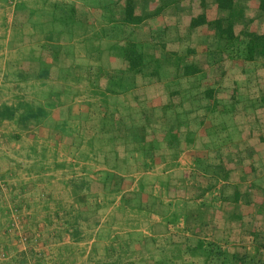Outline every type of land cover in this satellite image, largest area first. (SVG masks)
Returning <instances> with one entry per match:
<instances>
[{
  "label": "trees",
  "instance_id": "16d2710c",
  "mask_svg": "<svg viewBox=\"0 0 264 264\" xmlns=\"http://www.w3.org/2000/svg\"><path fill=\"white\" fill-rule=\"evenodd\" d=\"M77 1L83 9L57 0L2 1L13 8L12 32L23 42L27 31L35 46L5 75L16 92L13 102L0 103V126L45 130L74 160L101 157L109 171L71 179L74 201L88 209L97 192L156 213L150 196L142 203L141 182L129 191L132 179L119 174L129 175L130 166L147 172L190 149L191 175L208 182L192 186L195 206L183 215L189 236H177L178 245L165 239L173 246L149 263L264 264V0ZM7 48L14 49V39ZM32 80L47 88L44 104L26 99ZM143 82L160 92L152 106ZM83 144L87 157L78 153ZM233 174L236 183L222 186L231 197L222 194L216 212L209 191ZM169 189L161 184L159 195L170 196ZM214 229L225 245L239 248L206 241ZM140 238L144 246L153 243Z\"/></svg>",
  "mask_w": 264,
  "mask_h": 264
},
{
  "label": "rangeland",
  "instance_id": "374dc122",
  "mask_svg": "<svg viewBox=\"0 0 264 264\" xmlns=\"http://www.w3.org/2000/svg\"><path fill=\"white\" fill-rule=\"evenodd\" d=\"M85 12L90 13V11L86 10L83 13ZM4 15L8 16L7 9L0 8V48L4 46L6 41V37H2V17ZM23 32L28 33L27 31ZM21 37L22 36L20 35L17 37V39L20 40ZM23 41L25 44H27V42L28 45L30 44V38H28V36L24 35ZM30 47V45L27 47L22 46L17 56L13 55L11 57V59L14 60L13 63L19 62L21 53L26 52ZM6 59V55L4 57V55L0 54V80L1 71L3 70L2 68ZM4 69L6 70V68ZM9 83L10 82H5L4 79L0 81V103H11L14 101L13 97L16 91L14 86ZM25 86L26 89L24 95L27 100L34 101L35 103L39 104H44V102L46 101L45 96L47 88H42L39 84H34L32 82L27 83V85ZM140 88L142 89V91H145V97L147 98L146 103H148L149 105L152 106L157 103V100H160V92L156 90V85L154 83L149 84L143 82ZM164 99L165 97L162 99V101ZM58 109L60 108H55L53 110V113L56 114L55 116L57 118L58 114L56 110ZM15 134L20 137L18 140L12 138ZM57 144L58 146L55 145L53 136H51L45 130H38L37 128L30 133H25L24 131H17L14 126L8 123H3L0 126V186L2 187L0 188V205L4 206L3 215L6 216H2L0 213V221H2L3 224L0 228V264H50L51 260L47 259L48 254L45 252L46 246H49V244H44L45 242L43 234L42 232H39L41 222H37L35 224H38V227L35 226V231L31 230L32 224H30L29 221H32V215L26 209L27 202L30 201L31 197L39 199L41 201V199L47 197L48 194H46V192L48 190L54 191L55 196L58 198L62 197L64 199H67L68 197L65 193V187L67 185L62 183V179L64 180L65 178H68V188L71 189L72 183L69 179H78L81 176H84L80 175V173L82 174L81 169L83 165L88 163L86 164L88 168L84 169V171H87L88 173H92L91 168L104 167L101 164V157H98L95 164H92L91 159H79L76 160V162L78 161L77 163L75 162V160L72 162L71 160H73V158L71 156H64L67 153L68 146H66L64 142ZM89 151L90 150L86 146V144H83L78 153L79 155L82 154L86 155L87 157L89 155ZM187 151L182 152L178 156V162H176V160L172 162L168 160L167 162L161 163L165 164L164 166H166L167 169L174 171L171 178H163L161 176L163 173V168L159 167L155 169L154 166V170H150L149 172L151 173L146 174L143 181V183L145 184L143 185L145 190L142 193V196L144 198L151 190V186L157 183L156 181L163 182L166 179L165 184L170 183V196L165 197L167 199H170V201L175 199V208H169V206L167 205L163 206L158 203L156 204V210L157 212H165L163 214V221L165 222V224L171 225L170 229L172 230L166 234H168V237H175V241H178L179 239L177 238V236H189V232L185 231L186 225L183 215L186 214L188 216L189 213L194 209L195 199L191 197L193 196L194 188L199 187L201 189H204L208 182V180H206V178L204 177L191 175L193 169L188 164L187 156L189 155L191 150L189 149ZM63 159H66V161H64ZM161 164H158L157 166ZM34 165H36V167ZM65 165L67 167H65ZM128 170H130L128 176L133 175L132 180L134 176H140L142 173H144L133 172V170H135V167L131 166ZM46 174L50 175L47 176ZM235 175L233 174L227 183L218 181L209 191V195L211 197L210 200H207V202L210 203L211 207L214 208L216 212L219 210L218 205L222 200V194L230 198L232 193V189L230 187L222 188V186L225 184L231 186L230 184L236 183ZM71 176L72 178H69ZM29 177L31 178L28 180L27 178ZM180 183H183V185L185 184V187L181 190L179 189V187L174 190V187H176V185ZM13 191H15V195L18 194L19 196L17 202H14V199L11 196V193ZM40 192L42 193V197H40L41 199L39 198V196H37V194L39 195ZM209 195L207 197H209ZM103 197L104 200H102L101 205L98 209L92 205L95 210H98L96 216L100 220L104 221L103 232H107V229H109L111 233L118 232L117 235L126 236L127 233L122 232H124V230L127 231V229H131L133 231L137 229L139 230L141 235H156L157 233L162 231V229L157 224H155V219L152 216L153 213H145L144 210L140 211L132 206H129V209H127L126 211L125 209L116 210L113 212L112 216L105 217V214L108 211L109 201L112 196L108 195L106 197ZM91 199L92 194L89 200L91 201ZM18 203L21 204V207H19ZM182 205H186L185 207H188L185 208L184 212L180 209ZM93 212L95 211H92L91 209L90 211H88V215L86 216L90 217V214H92ZM219 215V213H216L215 216V219L218 220V223H216L217 225L221 224ZM25 218H27L26 220H28V227H25L24 225L25 222H23V220ZM39 220L42 221L41 218ZM173 230L176 231L174 232ZM205 235L206 236L204 238L206 241L213 242L222 248H226L227 246L233 248L238 247V244L234 242H232L231 245H225V242L220 241L219 239L225 240V235H222L218 229L207 232ZM104 241H101V243H104ZM149 262L143 261L142 263L139 262L137 264H150ZM196 264H199V262H197Z\"/></svg>",
  "mask_w": 264,
  "mask_h": 264
},
{
  "label": "crops",
  "instance_id": "0c3cea01",
  "mask_svg": "<svg viewBox=\"0 0 264 264\" xmlns=\"http://www.w3.org/2000/svg\"><path fill=\"white\" fill-rule=\"evenodd\" d=\"M3 0H0V8L7 9L8 11V16L4 15L2 17V24H3V33L2 37H6V41L3 47L0 48L1 50V55L7 56V59L4 61L3 65V70L1 71V80H5V82H10L9 84H13L10 79H6L5 75L9 74V71H12V68L16 66L17 68L21 66V62H15L13 63V59L11 57L13 55L17 56L18 52L21 50V47H27V46H35V43H30L28 45L20 40L17 39L18 36L21 35V33H15L12 32L11 28V22L13 18V8L11 4H8L7 2H2ZM21 1V0H17ZM25 2H29L30 0H23ZM49 1H54V0H49ZM57 1H63V0H57ZM68 3H72L76 6V8L79 6L81 7V2L77 0H70L66 1ZM81 9H83L81 7ZM23 15L26 12H22ZM7 16V17H6ZM24 17V16H22ZM19 30V29H18ZM23 35L28 36V34L22 32ZM9 36V38H8ZM11 37V38H10ZM14 39V49L9 50L7 48V43L9 40ZM18 48V49H17ZM12 63L11 65L8 66V64ZM14 64V66H13ZM6 68V70L4 69ZM32 82L34 84H40L41 81H28L27 83ZM53 83L54 82H49ZM56 85V82H55ZM68 159V158H66ZM66 159H63L66 161ZM92 164H95L97 162L96 158L91 159ZM72 162L74 161L71 160ZM179 159L176 160L178 162ZM76 162V160H75ZM78 162V161H77ZM76 162V163H77ZM88 164V163H86ZM82 166V174L80 175H86L89 174L87 171L83 172L84 169L88 168L87 165ZM165 164H161L159 166H155V169L162 167L163 168V173L162 177L163 178H171L172 173L174 172L173 170L167 169ZM63 167V166H62ZM65 167H67L65 165ZM52 168V167H51ZM154 168V167H153ZM150 169L153 171L154 169ZM92 174H98L102 171H109V169L105 167H95L91 168ZM142 173L140 176H134L132 183L130 186L127 188L129 191H138V183L141 182L142 185H145L143 183L144 181V176L146 174H150L151 172ZM65 171V169H64ZM47 176L50 174H46ZM121 177L125 179H132V176H126V175H121ZM31 177L27 178L28 180ZM50 178V177H48ZM69 178H72L69 177ZM68 178H65L64 180L62 179V183L66 184L67 186L65 187V193L66 196L68 197L67 199H64L62 197H56L54 191L48 190L46 192L47 197L44 199H41L42 193L40 192L39 199L32 198L30 199L29 202L26 204V209L31 213L32 215V221H29L30 224H32V231H35V226L38 227V224L35 225L37 222H41V227L39 232H42L43 237H44V244L49 246H46L45 252L48 254L49 260H51L50 264H115L116 260H121L124 261L123 263L126 264L127 262H134V264H137L139 262L143 261H148L151 258L157 259V257L160 255L158 251L160 249H168L173 243L171 242L170 244H167L166 240H169L170 237H168L166 233H169L172 231L170 229L169 224H165L163 221L164 216H162L159 212L153 213L152 216L155 219V224H157L162 231L157 233L156 235H141L139 230L135 229L134 231L131 229L124 230L122 233H127L126 236H119L117 235L118 232L111 233L109 229H107V232H103V224L104 221L100 220L96 214L98 213V208L101 205L102 200H104L103 196L104 194L97 193V192H92V199L91 201L89 200L88 202H92L93 206H97V211L95 210L94 207H92V214H90V217H88V220H84V214L86 211H90L91 209L86 208L84 205H79L75 203L73 196L71 194V189L68 188V183L67 181ZM165 179V180H166ZM71 180V179H69ZM165 180L163 182L156 181L157 183L153 184L151 186V190L149 193L146 195V197L142 198V203L146 205L147 201L146 198L147 196H150L152 198V201H155L156 204L160 205H167L169 208H175V199L170 201V199H167L165 195H159V191L161 190V184H165ZM72 188V187H71ZM145 188L143 187V192ZM142 192V193H143ZM30 193V192H29ZM17 194V193H16ZM11 196L14 199V202H17L19 196L18 194L15 195V191L11 193ZM108 196V195H107ZM112 196V195H111ZM106 197V196H105ZM17 204V203H15ZM19 207H21L20 203ZM157 208V207H156ZM155 208V210H156ZM129 209V206H122L120 204L119 197L117 196H112V198L109 201V206H108V211L105 214V217H110L112 216L113 212L116 210H124ZM141 211V210H140ZM157 211V210H156ZM145 213H150L144 210ZM0 213L2 216L4 214V206L0 205ZM151 215V214H149ZM6 217V216H5ZM87 217V216H86ZM8 218V217H7ZM42 219L40 221L39 219ZM1 219V216H0ZM25 218L23 220L25 227L29 226L28 225V220ZM96 219V220H94ZM8 220V219H7ZM108 220V219H107ZM27 221V222H26ZM2 221H0V228L2 227ZM31 228V227H30ZM113 228V227H111ZM168 230V232H167ZM174 231V230H173ZM176 231V230H175ZM174 231V232H175ZM119 237L116 239V237ZM147 240H153V243H148L146 244L147 246H144L142 239ZM132 237L134 239H132ZM172 239V238H171ZM105 240V241H104ZM101 241H104V243H101ZM174 243L178 242L172 239ZM166 243V244H165ZM119 245H127V249L125 248L123 251L117 250L116 252L113 250V248H117ZM173 246V245H172ZM164 247V248H163ZM177 248V246H175ZM180 247V246H179ZM248 248V247H247ZM150 255V256H149ZM148 259V260H147ZM122 263V264H123ZM49 264V263H47Z\"/></svg>",
  "mask_w": 264,
  "mask_h": 264
},
{
  "label": "built area",
  "instance_id": "2783aa9c",
  "mask_svg": "<svg viewBox=\"0 0 264 264\" xmlns=\"http://www.w3.org/2000/svg\"><path fill=\"white\" fill-rule=\"evenodd\" d=\"M0 188H2V187L0 186Z\"/></svg>",
  "mask_w": 264,
  "mask_h": 264
}]
</instances>
